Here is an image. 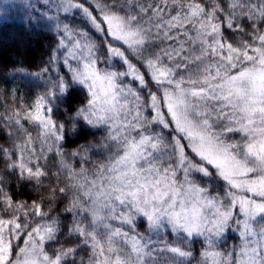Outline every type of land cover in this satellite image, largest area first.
Masks as SVG:
<instances>
[{"label": "snow or ice", "instance_id": "snow-or-ice-1", "mask_svg": "<svg viewBox=\"0 0 264 264\" xmlns=\"http://www.w3.org/2000/svg\"><path fill=\"white\" fill-rule=\"evenodd\" d=\"M42 7L44 91L0 115V264H264V0Z\"/></svg>", "mask_w": 264, "mask_h": 264}, {"label": "trees", "instance_id": "trees-1", "mask_svg": "<svg viewBox=\"0 0 264 264\" xmlns=\"http://www.w3.org/2000/svg\"><path fill=\"white\" fill-rule=\"evenodd\" d=\"M1 8H4V6ZM1 8L0 115L6 116L10 113L9 106H15V104H18L21 100L25 103L30 102L32 98L44 91L43 78H36L28 74L37 72L41 67L45 66V62L48 60L50 53L53 52L59 37L56 36L54 29L50 31L48 28L44 27L47 22L39 18L41 13H45V8L41 5L36 8L32 5L31 7L16 5L15 7L8 6L4 9ZM40 9H42V11ZM47 14L53 15L54 12H48ZM63 15L64 14L61 13V16ZM69 16L71 17V14H69ZM77 19L79 20V17H77ZM65 23H71V19L65 21ZM76 26L80 27L79 23H77ZM93 35L94 39H99L98 34L94 33ZM228 38L229 40L243 39V37L238 34L235 37L229 36ZM3 69H7V71L4 72ZM64 71H66V69H64ZM14 95L19 98L15 103L13 101ZM80 99L83 100L84 96L81 95ZM0 124H3V120H0ZM25 126L28 127L29 131H31L35 137L37 129L31 125L26 124ZM12 143L13 141L11 140L0 138V144H4L6 147L11 146ZM74 148L75 145H69L67 143L64 145L65 152H70ZM47 156V163L49 164L56 163L59 160V157L54 153H47ZM69 162L74 163V160H70ZM56 171L57 168H52V172ZM50 187V181L45 180L44 187L41 189V194L46 198L50 196V192L45 191V189ZM17 191L19 192L21 190L17 189ZM23 191L26 195H20L17 199L26 200L29 204L32 200L37 199V196L32 195L33 189H23ZM59 199L60 197L58 195L57 201H59ZM57 207L62 211L65 204L57 202ZM53 214L55 215V213ZM71 220L72 217L68 216V218L63 221L64 225L71 226ZM137 230L143 232L144 228L138 227ZM235 236V233L229 232L227 235V244L222 245V248H229L234 243H238V240L234 239ZM162 238H167L170 243L174 241V236ZM61 243H64V238H61ZM55 246L58 247V245ZM194 247L201 248L202 245L197 242ZM83 255L84 253H80L76 257V260L79 261L80 256Z\"/></svg>", "mask_w": 264, "mask_h": 264}, {"label": "rangeland", "instance_id": "rangeland-1", "mask_svg": "<svg viewBox=\"0 0 264 264\" xmlns=\"http://www.w3.org/2000/svg\"><path fill=\"white\" fill-rule=\"evenodd\" d=\"M38 4L42 6L43 0H0V8L3 6H4V8H6L8 6L9 7L10 6L15 7L16 5H22V6H26V7H31V5H32L34 8H36L39 6ZM4 8H1V9H4ZM40 10L42 11V9H40ZM46 10L47 9L45 8V12H47ZM0 17H1V14H0ZM21 245H22V242H21Z\"/></svg>", "mask_w": 264, "mask_h": 264}]
</instances>
